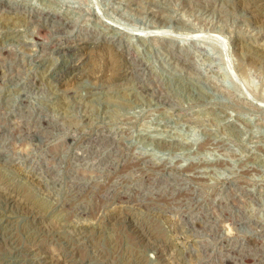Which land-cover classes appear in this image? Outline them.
<instances>
[{
  "label": "rangeland",
  "instance_id": "rangeland-1",
  "mask_svg": "<svg viewBox=\"0 0 264 264\" xmlns=\"http://www.w3.org/2000/svg\"><path fill=\"white\" fill-rule=\"evenodd\" d=\"M0 264H264V0H0Z\"/></svg>",
  "mask_w": 264,
  "mask_h": 264
},
{
  "label": "bare ground",
  "instance_id": "bare-ground-1",
  "mask_svg": "<svg viewBox=\"0 0 264 264\" xmlns=\"http://www.w3.org/2000/svg\"><path fill=\"white\" fill-rule=\"evenodd\" d=\"M84 57V56H83Z\"/></svg>",
  "mask_w": 264,
  "mask_h": 264
}]
</instances>
